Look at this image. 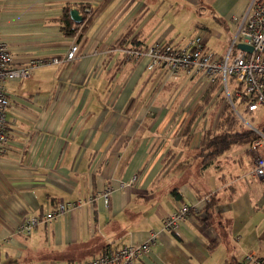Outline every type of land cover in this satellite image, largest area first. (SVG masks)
<instances>
[{
  "label": "crops",
  "instance_id": "obj_1",
  "mask_svg": "<svg viewBox=\"0 0 264 264\" xmlns=\"http://www.w3.org/2000/svg\"><path fill=\"white\" fill-rule=\"evenodd\" d=\"M249 1L0 0V41L17 65L62 60L78 45L74 60L6 83L0 264H77L151 234L156 240L136 264L264 258V183L256 182L264 179L251 174L249 146L203 162L202 135L216 128L206 125L211 101L196 113L201 76L149 72L144 58L116 51L134 39L143 48L185 46L199 36L222 56ZM66 8L83 17L80 24L71 19L70 35L62 30ZM241 153L248 156L243 168ZM78 200L81 206L44 220L58 204ZM179 204L191 214L175 231L164 230L163 219ZM34 219L29 233L17 231Z\"/></svg>",
  "mask_w": 264,
  "mask_h": 264
},
{
  "label": "built area",
  "instance_id": "obj_2",
  "mask_svg": "<svg viewBox=\"0 0 264 264\" xmlns=\"http://www.w3.org/2000/svg\"><path fill=\"white\" fill-rule=\"evenodd\" d=\"M84 11L89 17L91 9L85 8ZM239 43L250 46L252 51L248 53L238 49L236 45ZM116 51L122 53L126 59L136 61L144 58L146 69L149 72L162 70L174 75L185 70L191 73V76H201L202 95L213 86H222L235 117L255 136L248 145L252 162L251 174L255 178L264 179V0L249 1L244 15L239 20L236 33L222 56L209 51L199 36L193 37L183 47L167 42H156L143 48H133L130 45L127 48H118ZM77 52L78 45L72 44L62 60L32 58L26 64L17 65L8 46L0 41V152L8 143L5 113L9 107V99L6 93V83L13 80H24L41 66L72 61L76 58ZM229 82L233 84V93L246 107L248 113L254 114L259 109L263 110L257 126L247 122L238 106L232 102ZM111 191L110 187H106L101 194L106 207ZM81 205L82 200L58 204L43 218L50 221L66 210ZM190 214V205L179 204L171 214L163 219V229L169 232L175 231L178 224ZM35 222L34 219V221L22 223L17 231L29 233ZM155 240L156 235L151 234L141 244L108 250L77 264H136V260L149 254L150 246ZM244 260L250 264H264L262 258L252 254L245 255Z\"/></svg>",
  "mask_w": 264,
  "mask_h": 264
},
{
  "label": "trees",
  "instance_id": "obj_3",
  "mask_svg": "<svg viewBox=\"0 0 264 264\" xmlns=\"http://www.w3.org/2000/svg\"><path fill=\"white\" fill-rule=\"evenodd\" d=\"M70 10L69 9V13H68V9L66 8V14H64L63 18H62V24H63V28L62 30L64 31V33L66 35H70L73 32V22L70 18ZM192 39V38H191ZM190 39V40H191ZM170 43V42H167ZM173 44V43H172ZM143 44L140 41L137 40H132L131 41V47L133 48H142ZM182 47L184 45H181ZM219 86H213L212 88H210L207 92H205L201 97V105L199 106L198 110H197V115L202 112L201 110L208 105V103H210L211 99H212V91L214 88H218ZM228 104H226L227 106ZM226 106L224 107V109L222 110L218 121L223 124L226 121H230V125L231 127H229V129H225L224 125L223 128L222 126L219 125L218 122V127L216 126V132H214V134H209L208 135H203L201 142H200V152H201V156L203 159L204 163H209L210 160L215 159L217 156H219L220 154L224 153L225 151H228L232 146H246L249 145L250 142L254 139V134L244 128L243 130H239L237 127V122L238 120L236 119L233 111L229 108H226ZM209 207H211V204L209 205ZM208 216L210 215V213L207 214ZM264 260V258H263ZM226 264H233L232 262L230 263H226Z\"/></svg>",
  "mask_w": 264,
  "mask_h": 264
},
{
  "label": "rangeland",
  "instance_id": "obj_4",
  "mask_svg": "<svg viewBox=\"0 0 264 264\" xmlns=\"http://www.w3.org/2000/svg\"><path fill=\"white\" fill-rule=\"evenodd\" d=\"M189 39V38H188ZM187 41V40H186ZM176 45H180V44H177L175 43ZM230 45V43H229ZM229 47V46H228ZM227 47V49H228ZM226 49V51H227ZM225 49H223L224 51ZM222 51V52H223ZM221 52V53H222ZM228 87H229V92L231 94V100L234 104H236L240 110V113H242L244 119L249 122L250 124H257L260 122L261 120V114H263V110L262 109H259L257 112H255L254 114L253 113H248V111H246V107L239 101V99L237 98V96L235 95V93H233V84L231 82L228 83ZM229 101H228V98H227V95H226V92L225 90L223 89L222 86L219 85L218 88H214L213 91H212V99H211V103H210V106L212 107V109H210L208 112H210L209 115H207V120H208V123L206 125H210V127L214 130L216 128V126L218 125V118L222 112V110L224 109V107L226 106V104H228ZM231 103H229L226 108H229L233 111L231 105ZM206 112H207V109H206ZM234 113V111H233ZM257 116V118H256ZM203 119L205 117V115H202ZM237 119V118H236ZM221 123L219 122V125ZM225 124V125H224ZM237 126H234V127H237L239 130H243L245 127L244 125L242 124V122H237ZM201 125V124H200ZM199 124L197 126H200ZM223 125H224V128L225 129H229V127H231L230 125V121H226L224 122L223 124H221L220 126H222L223 128ZM257 126V125H256ZM218 127V126H217ZM211 128H209L210 130L208 131H213L211 130ZM223 128V129H224ZM207 132V130H206ZM204 133V132H203ZM203 135H208V132L203 134ZM202 135V136H203ZM231 149V148H230ZM240 157L242 159V167L243 168L244 166L247 165V162H248V156L246 153H241L240 154ZM258 182V185L259 186H262V183H264V180H260V181H256Z\"/></svg>",
  "mask_w": 264,
  "mask_h": 264
},
{
  "label": "water",
  "instance_id": "obj_5",
  "mask_svg": "<svg viewBox=\"0 0 264 264\" xmlns=\"http://www.w3.org/2000/svg\"><path fill=\"white\" fill-rule=\"evenodd\" d=\"M70 18L77 24H80L83 21V17L80 14V12L77 9H71L70 10ZM236 47L238 49H242L250 53L252 51V48L250 46H247L245 44H237Z\"/></svg>",
  "mask_w": 264,
  "mask_h": 264
}]
</instances>
